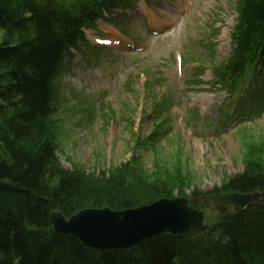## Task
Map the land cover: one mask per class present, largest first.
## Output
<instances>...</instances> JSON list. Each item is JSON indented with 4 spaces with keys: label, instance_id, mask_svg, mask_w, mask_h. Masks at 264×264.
Listing matches in <instances>:
<instances>
[{
    "label": "trees",
    "instance_id": "obj_1",
    "mask_svg": "<svg viewBox=\"0 0 264 264\" xmlns=\"http://www.w3.org/2000/svg\"><path fill=\"white\" fill-rule=\"evenodd\" d=\"M129 2L0 0V264H264L262 204L130 250L96 252L53 232L52 211L67 218L92 207L122 211L162 193L138 199V175L129 164L97 175L66 170L57 158L54 81L64 54L103 11ZM237 13L232 54L214 70L216 83L230 92L248 72L264 70V0H239ZM223 186L227 193L263 191L264 168L250 164Z\"/></svg>",
    "mask_w": 264,
    "mask_h": 264
},
{
    "label": "rangeland",
    "instance_id": "obj_2",
    "mask_svg": "<svg viewBox=\"0 0 264 264\" xmlns=\"http://www.w3.org/2000/svg\"><path fill=\"white\" fill-rule=\"evenodd\" d=\"M138 1L127 19L117 22L140 52L122 47L96 53L88 41L66 58L57 77L62 95L55 115L57 158L66 170L97 175L129 164L141 186L138 199L158 189L162 193L154 200L169 196L193 201L195 192L206 224L217 223L221 216L204 197L224 193V183L250 164L264 168V111L239 124L241 103L248 110L264 102V80H248L235 98L210 90L212 67L231 54L239 0ZM153 15L162 21L159 26L151 24ZM100 24L86 33L88 39L116 38ZM198 61L207 63L201 77ZM195 79L202 83H190ZM223 112L228 120L220 123Z\"/></svg>",
    "mask_w": 264,
    "mask_h": 264
},
{
    "label": "water",
    "instance_id": "obj_3",
    "mask_svg": "<svg viewBox=\"0 0 264 264\" xmlns=\"http://www.w3.org/2000/svg\"><path fill=\"white\" fill-rule=\"evenodd\" d=\"M211 206L221 213L227 206L241 212L250 204L264 203V192L218 195L209 198ZM50 222L55 234L72 237L84 247L102 252L130 250L152 238L171 234L181 236L200 229L204 214L184 198L161 199L152 204L124 211L87 208L70 218L53 211Z\"/></svg>",
    "mask_w": 264,
    "mask_h": 264
},
{
    "label": "bare ground",
    "instance_id": "obj_4",
    "mask_svg": "<svg viewBox=\"0 0 264 264\" xmlns=\"http://www.w3.org/2000/svg\"><path fill=\"white\" fill-rule=\"evenodd\" d=\"M154 19L156 20V18L154 17ZM162 21L160 20V23H161ZM53 212V211H52ZM51 212V213H52ZM51 213H50V216H51ZM65 216V215H64ZM50 225H51V222H50ZM51 227H52V225H51ZM191 232H193V231H189V232H187V233H185V234H183V235H187V234H189V233H191ZM166 235H171V234H166ZM163 236V235H162ZM172 236H174V235H172ZM159 237V236H158ZM156 238V237H155ZM153 239V238H152ZM119 251V250H118Z\"/></svg>",
    "mask_w": 264,
    "mask_h": 264
}]
</instances>
